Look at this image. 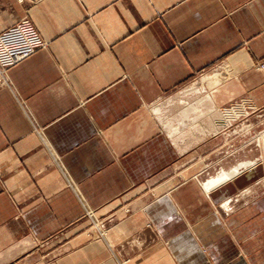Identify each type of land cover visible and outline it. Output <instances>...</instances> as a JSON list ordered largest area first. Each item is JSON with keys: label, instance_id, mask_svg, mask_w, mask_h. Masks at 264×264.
<instances>
[{"label": "crops", "instance_id": "0c3cea01", "mask_svg": "<svg viewBox=\"0 0 264 264\" xmlns=\"http://www.w3.org/2000/svg\"><path fill=\"white\" fill-rule=\"evenodd\" d=\"M24 18L46 47L0 89V264H264V134L189 164L264 122V0H0V32Z\"/></svg>", "mask_w": 264, "mask_h": 264}, {"label": "rangeland", "instance_id": "374dc122", "mask_svg": "<svg viewBox=\"0 0 264 264\" xmlns=\"http://www.w3.org/2000/svg\"><path fill=\"white\" fill-rule=\"evenodd\" d=\"M257 69L264 71V60L257 63ZM229 110L230 109L226 110V112ZM262 116L263 109L252 108L248 110L246 108L245 112L238 115L234 122L232 121L231 124L226 125L223 131L225 135L222 140L217 141V143H212V145L208 143V147H206L207 154L204 156H193L189 164H191L192 167L194 165L199 166L200 164L207 165V168L201 172V176H208L209 173L214 172L213 168H215L218 161L222 162L225 159H230L229 156L236 149H239L240 160H251V162H256L261 155L259 143L264 134V122L261 121L263 120ZM226 136L228 137L225 139ZM249 150H252V153H250ZM246 153L250 154L247 155ZM189 164L185 165V167L187 168ZM184 169L183 166L176 168L175 176L180 177ZM261 176L262 172L254 171V179H261ZM223 206L224 204L221 205L222 210L225 209ZM126 211L127 210H124V212ZM86 216L88 219H92L90 213H87ZM102 224L101 221L91 220L90 222L87 230H90L92 234V230L95 229V236H93L95 239L104 238Z\"/></svg>", "mask_w": 264, "mask_h": 264}, {"label": "built area", "instance_id": "2783aa9c", "mask_svg": "<svg viewBox=\"0 0 264 264\" xmlns=\"http://www.w3.org/2000/svg\"><path fill=\"white\" fill-rule=\"evenodd\" d=\"M46 47L30 20L24 18L0 32V89L8 82V70Z\"/></svg>", "mask_w": 264, "mask_h": 264}, {"label": "bare ground", "instance_id": "6f19581e", "mask_svg": "<svg viewBox=\"0 0 264 264\" xmlns=\"http://www.w3.org/2000/svg\"><path fill=\"white\" fill-rule=\"evenodd\" d=\"M228 175H223L222 178H220V181H225Z\"/></svg>", "mask_w": 264, "mask_h": 264}]
</instances>
